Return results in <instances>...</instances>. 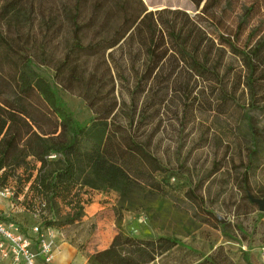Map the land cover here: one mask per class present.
I'll return each mask as SVG.
<instances>
[{"label": "trees", "instance_id": "1", "mask_svg": "<svg viewBox=\"0 0 264 264\" xmlns=\"http://www.w3.org/2000/svg\"><path fill=\"white\" fill-rule=\"evenodd\" d=\"M190 2L196 10L202 7V14L219 32L226 8L223 0ZM214 7L222 15L209 12ZM167 11L149 10L144 0H0V188L13 191L14 204L11 214L0 221L15 222L24 231L19 210L44 218L46 206L56 199L80 221L90 200L84 195L106 181L95 163L100 158L126 163L129 154L141 153L139 144L127 135L123 145L114 138L117 128L112 122L121 105L118 81L127 84L129 75L134 76V93L139 94L165 97L173 90L188 91L187 85L171 79L182 67L186 43L183 28L165 20ZM224 31L226 35L214 34L211 46L228 48L242 62L250 100L247 119L258 141L263 135L255 128L253 113L264 120V41L242 48V17L225 24ZM135 47L138 52L145 49L152 59L137 65ZM200 47L201 43L197 50ZM126 56L131 63L125 62ZM43 70L52 73L51 78ZM211 89L221 92L223 85ZM59 90L82 97L95 115L91 122L80 123ZM135 182L130 179L129 184ZM130 192L125 189L118 201V221L122 210H132ZM36 225L42 231L61 229L55 220ZM179 242L120 230L107 249L90 256V263L149 264ZM243 260L248 262L245 256ZM197 264L240 262L220 250Z\"/></svg>", "mask_w": 264, "mask_h": 264}, {"label": "rangeland", "instance_id": "2", "mask_svg": "<svg viewBox=\"0 0 264 264\" xmlns=\"http://www.w3.org/2000/svg\"><path fill=\"white\" fill-rule=\"evenodd\" d=\"M144 2L149 10L167 9L165 20L183 28L185 55L171 79L187 85L188 91L173 90L165 97L139 94L134 93V76L129 75L127 84L118 81L121 105L112 122L117 128L114 138L123 145L127 135L139 144L141 153L129 154L126 163L100 158L95 168L106 181L92 189H107L118 199L131 189L127 198L133 212L125 215L123 223L127 226L132 221L136 226L141 221L144 238L161 234L180 241L149 264H197L220 250L240 264H264V211L249 198H264L263 115L253 113L255 128L263 135L255 141L247 119L250 100L242 62L228 48L211 46L214 34L226 35L224 25L239 17L242 48L264 41V0H223L226 8L219 32L211 18L202 14V7L196 10L190 0ZM176 10L180 13H171ZM212 11L222 15L220 8ZM137 50H133L137 65L152 59L145 49ZM131 61L126 56L125 62ZM43 73L52 76L48 70ZM220 82L223 91L213 92L211 88ZM58 93L83 125L95 117L82 97L64 90ZM130 179L136 182L130 185ZM0 198H9L14 205L11 197ZM16 201L20 206L21 201ZM53 202L46 206L44 218L33 216L37 224L55 220L59 228L69 235L80 234L84 241L97 232L92 221L78 225L76 214L58 199ZM3 216L6 213L0 210ZM94 253H88L89 257Z\"/></svg>", "mask_w": 264, "mask_h": 264}, {"label": "crops", "instance_id": "3", "mask_svg": "<svg viewBox=\"0 0 264 264\" xmlns=\"http://www.w3.org/2000/svg\"><path fill=\"white\" fill-rule=\"evenodd\" d=\"M84 197L90 200L84 206L82 220L76 223L83 225L86 221H92L97 232L95 231L96 233L94 232L84 241L83 236L78 233L69 235L64 228L58 229L54 235L55 256L50 264H91L88 253L107 249L120 230H124L135 237H146L140 234L141 221L136 226L132 224V221L127 226L123 223L125 215L132 213V210H122V220L118 221L116 209L119 208V199L116 195L114 197L109 193L107 189H89ZM8 199L0 198V210H4L7 215H10L13 205ZM19 211L21 213L20 224L23 225L24 231H27L31 237L37 236L33 230L37 224L33 215L24 208ZM159 236L162 235L159 234ZM34 248L37 249L38 246L35 245ZM7 261L0 258V264H6ZM39 262L42 263L41 258Z\"/></svg>", "mask_w": 264, "mask_h": 264}, {"label": "built area", "instance_id": "4", "mask_svg": "<svg viewBox=\"0 0 264 264\" xmlns=\"http://www.w3.org/2000/svg\"><path fill=\"white\" fill-rule=\"evenodd\" d=\"M11 189H3L0 196L11 197ZM33 230L38 234L36 240L27 235L15 222L0 221V258L6 264H50L55 256L54 228L42 231L39 225ZM35 245L38 246L35 249ZM42 259V263L39 259Z\"/></svg>", "mask_w": 264, "mask_h": 264}, {"label": "water", "instance_id": "5", "mask_svg": "<svg viewBox=\"0 0 264 264\" xmlns=\"http://www.w3.org/2000/svg\"><path fill=\"white\" fill-rule=\"evenodd\" d=\"M249 196L253 202L257 203L260 206V210L264 211V198L261 199V198H255L252 195Z\"/></svg>", "mask_w": 264, "mask_h": 264}]
</instances>
